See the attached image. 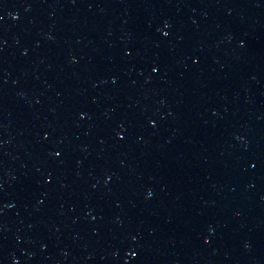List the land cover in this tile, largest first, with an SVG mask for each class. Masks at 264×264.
<instances>
[{
	"label": "water",
	"instance_id": "obj_1",
	"mask_svg": "<svg viewBox=\"0 0 264 264\" xmlns=\"http://www.w3.org/2000/svg\"><path fill=\"white\" fill-rule=\"evenodd\" d=\"M0 264H264V0H0Z\"/></svg>",
	"mask_w": 264,
	"mask_h": 264
}]
</instances>
